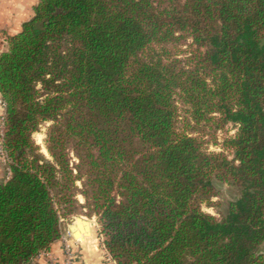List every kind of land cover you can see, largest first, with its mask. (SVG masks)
<instances>
[{
	"label": "trees",
	"instance_id": "16d2710c",
	"mask_svg": "<svg viewBox=\"0 0 264 264\" xmlns=\"http://www.w3.org/2000/svg\"><path fill=\"white\" fill-rule=\"evenodd\" d=\"M8 44L0 264L48 250L78 193L116 264H264V0H40Z\"/></svg>",
	"mask_w": 264,
	"mask_h": 264
},
{
	"label": "crops",
	"instance_id": "0c3cea01",
	"mask_svg": "<svg viewBox=\"0 0 264 264\" xmlns=\"http://www.w3.org/2000/svg\"><path fill=\"white\" fill-rule=\"evenodd\" d=\"M39 2L40 0H0V54L9 47L8 37L19 32L22 24L34 16ZM3 111L0 92V120ZM8 177L6 164L0 155V181ZM66 220L62 221V235L68 232L72 234L73 264H116L109 254L110 258L107 257L101 239L96 236L93 221L81 215L72 218L66 226ZM66 258L65 244L60 237L51 244L48 250L34 257L28 264H66Z\"/></svg>",
	"mask_w": 264,
	"mask_h": 264
},
{
	"label": "rangeland",
	"instance_id": "374dc122",
	"mask_svg": "<svg viewBox=\"0 0 264 264\" xmlns=\"http://www.w3.org/2000/svg\"><path fill=\"white\" fill-rule=\"evenodd\" d=\"M182 48L186 49V47H182ZM48 125L49 123L43 124L40 127L39 131L34 133V138L36 142L40 145L42 152H44L46 155L49 156L45 144L46 131ZM236 132H237V127L233 123H227L218 130H208L207 135L205 136V141H206L205 145L209 151H216V152L224 151L226 154H230L231 152L225 149L224 143L227 138L234 136ZM44 148L46 149V151L44 150ZM5 164L7 167L8 162ZM77 184L81 185L79 181L77 182ZM215 186L217 189V195L212 197L209 202L203 203L202 209L207 213L220 217L222 214H224L227 211L228 202L238 197L239 192L234 186L225 182L216 181ZM81 196L83 197V199ZM77 199H78V203L76 205L74 213L64 218L67 219L65 221V225L67 226V223H70L72 218L83 215L87 217L89 220L94 222V230L96 232V236H98L102 241L103 236L100 234V224L98 223L97 216L88 214V209L84 207L85 198L82 194L78 193ZM260 250L264 252V245L260 247ZM106 255L107 257H109L108 253H106Z\"/></svg>",
	"mask_w": 264,
	"mask_h": 264
},
{
	"label": "built area",
	"instance_id": "2783aa9c",
	"mask_svg": "<svg viewBox=\"0 0 264 264\" xmlns=\"http://www.w3.org/2000/svg\"><path fill=\"white\" fill-rule=\"evenodd\" d=\"M2 104L4 106L3 100H2ZM2 136H3V120L1 119L0 120V155H1L4 163H7L8 162V158H7L6 151H5L4 147H3ZM61 237H62V239L64 241V244H65V252H66V257H67L66 258V264H73L74 253H73V248H72V244H71L72 234H71V232H68L67 234H63ZM42 252H45V250L41 251L37 255H40ZM32 259L30 261H32ZM33 264H35V263H33Z\"/></svg>",
	"mask_w": 264,
	"mask_h": 264
},
{
	"label": "bare ground",
	"instance_id": "6f19581e",
	"mask_svg": "<svg viewBox=\"0 0 264 264\" xmlns=\"http://www.w3.org/2000/svg\"><path fill=\"white\" fill-rule=\"evenodd\" d=\"M44 150L46 151V149L44 148Z\"/></svg>",
	"mask_w": 264,
	"mask_h": 264
},
{
	"label": "water",
	"instance_id": "95a60500",
	"mask_svg": "<svg viewBox=\"0 0 264 264\" xmlns=\"http://www.w3.org/2000/svg\"><path fill=\"white\" fill-rule=\"evenodd\" d=\"M74 230V228H72Z\"/></svg>",
	"mask_w": 264,
	"mask_h": 264
}]
</instances>
